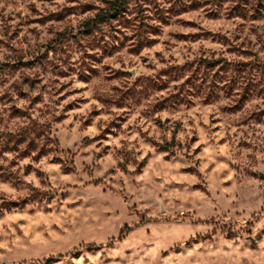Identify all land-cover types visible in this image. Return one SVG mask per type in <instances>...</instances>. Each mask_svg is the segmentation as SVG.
I'll use <instances>...</instances> for the list:
<instances>
[{"label": "rangeland", "instance_id": "rangeland-1", "mask_svg": "<svg viewBox=\"0 0 264 264\" xmlns=\"http://www.w3.org/2000/svg\"><path fill=\"white\" fill-rule=\"evenodd\" d=\"M0 264H264V0H0Z\"/></svg>", "mask_w": 264, "mask_h": 264}, {"label": "trees", "instance_id": "trees-1", "mask_svg": "<svg viewBox=\"0 0 264 264\" xmlns=\"http://www.w3.org/2000/svg\"><path fill=\"white\" fill-rule=\"evenodd\" d=\"M111 10H114V12L116 13V8H111ZM171 145H174V140H172V142L170 143Z\"/></svg>", "mask_w": 264, "mask_h": 264}]
</instances>
